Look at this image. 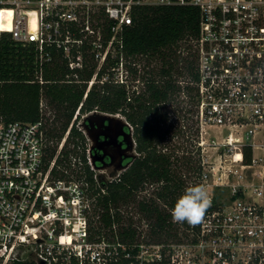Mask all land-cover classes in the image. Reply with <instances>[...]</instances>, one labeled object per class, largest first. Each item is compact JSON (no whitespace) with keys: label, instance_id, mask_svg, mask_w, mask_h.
<instances>
[{"label":"built area","instance_id":"1","mask_svg":"<svg viewBox=\"0 0 264 264\" xmlns=\"http://www.w3.org/2000/svg\"><path fill=\"white\" fill-rule=\"evenodd\" d=\"M162 6L200 11L197 79L188 83L197 92L198 184L212 201L202 220L171 216L175 230L161 240L93 237L88 190L52 180L55 162L45 169L44 120L0 119V264H264V0H0V36L41 62L66 61L76 77L97 62L90 90L112 48L124 52L137 10Z\"/></svg>","mask_w":264,"mask_h":264},{"label":"trees","instance_id":"2","mask_svg":"<svg viewBox=\"0 0 264 264\" xmlns=\"http://www.w3.org/2000/svg\"><path fill=\"white\" fill-rule=\"evenodd\" d=\"M199 30L200 11L196 7L139 8L133 24L125 30L123 51L128 58H158L162 67L159 74L152 71L145 79V90L132 93L125 83L113 77L112 69L120 66V59L109 58L88 90L97 62H85L86 67L79 70L76 77L66 61L41 62L32 47L17 44L7 33L0 36V119L45 120L41 107L44 99L56 109L53 121L50 118L45 121V169L55 162L52 180H76L88 184L93 237L104 234L113 241L135 239L137 229L132 219L125 223L121 207L135 201L147 186L154 188L152 194L139 199L136 207L149 223L153 239L171 236L175 228L170 222V210L186 188L200 185L202 157L195 117L196 88L190 83L182 86L173 79L174 68L180 62L178 50L183 43L190 44ZM184 49L192 47L187 45ZM194 56L191 51L182 57L190 81L197 79ZM182 95L184 99H180ZM94 111L124 115L130 125L125 131L132 132L138 154L125 159V170L109 180L95 178L89 161L87 136L77 125L82 115ZM180 116L186 123L192 121L194 125L183 123L176 127L175 119ZM175 137H181L182 145H173ZM91 154L101 157L103 152L93 149ZM109 163L111 158L105 156L95 165L102 167ZM12 264L34 262L17 259Z\"/></svg>","mask_w":264,"mask_h":264},{"label":"rangeland","instance_id":"3","mask_svg":"<svg viewBox=\"0 0 264 264\" xmlns=\"http://www.w3.org/2000/svg\"><path fill=\"white\" fill-rule=\"evenodd\" d=\"M187 45H190L191 47H193L192 42H190V44L189 42L183 43L182 47L177 52V56L180 58V62L177 64V66L174 68V71H173V79H176L180 85H182L181 82H183L185 85L186 83L190 81V79L186 76L185 69H184V61L182 59L184 55H187V53L192 51V49H189V50L184 49ZM119 55H120V59H122V63L120 64L118 68L112 69L114 73L113 77L116 81L124 82L128 90L131 93L134 90H136V92H141L145 90L146 88L145 79L151 76L152 71H154L156 74H159L158 73L159 69L162 67V62L158 58L154 57L150 60H147L142 56H139L137 58H130V57L128 58L125 52L119 53V50L113 47L110 53V57H111L110 59L111 60L118 59L117 57ZM134 71H137V73ZM180 99H184V96L182 95ZM41 107H42L43 115L45 117L44 122L47 120V118L48 119L50 118V121H53L56 115V109L52 107L51 105H48V102L46 99L42 101ZM99 114L101 115L100 111H94V112L82 115L78 119L77 125L81 130L84 131L85 134L86 132L88 134V136L87 134L86 136H87L88 144H89L88 145L89 146V150H88L89 161H90V164L92 165V168L95 171V178L98 181H102V180H109V179H113L117 177L123 170H125V167L123 166L124 160L132 156L135 157L138 154L135 151V146L127 150H122V149L119 150L117 149V147L113 145L105 146L104 152L108 153L109 155H113L116 160L112 164H103L102 167H97L95 164H93L94 156L91 154V150H93L92 147H95L97 144H96V141L91 136H89L90 135L89 131H90V128L92 130L93 129L98 130L97 129L98 125L95 122L98 121L100 123V121L98 120ZM117 115H118L117 119L119 121L124 122V123L127 122V119L125 118L124 115L122 114H117ZM175 121H176V124H175L176 127L182 125L183 123H186L185 119L182 118V116H180V119L176 118ZM188 123L190 125H194V122L192 121H189L186 124ZM107 124L108 122L103 124V127H102L103 131L104 130L107 131L106 129ZM118 126L119 125L116 124V127ZM129 127L130 126H127V128ZM193 129H194V126H193ZM101 136H103V134ZM194 139H196V137ZM194 139H192V141L196 143ZM172 143L173 145L175 144L177 146L182 145L181 137H175L174 139H172ZM214 153H215L214 149H211V148L208 149V154L216 158ZM79 183L86 189V191L88 190V185L87 183H85V181H79ZM153 189H154L153 187L147 186L146 190L138 194V197L135 201H132L130 204L123 205L121 207L123 216L125 217V221H126L125 223H127V219H132L133 225L136 227L137 231L139 232L140 237L142 234V237H145L147 239L149 238V236H151L150 226L146 218H144V216L141 213H139L136 205L139 199H142L144 197H150V195L153 192ZM91 214H92V211H91ZM95 219L98 220V217Z\"/></svg>","mask_w":264,"mask_h":264},{"label":"water","instance_id":"4","mask_svg":"<svg viewBox=\"0 0 264 264\" xmlns=\"http://www.w3.org/2000/svg\"><path fill=\"white\" fill-rule=\"evenodd\" d=\"M109 113H104V112H101V115L99 114L98 115V120L100 121V123L97 121L95 122L98 127L97 129L98 130H92L90 128V131H89V136H91L95 141H96V146L95 147H92V149H98L100 151L103 152V155L101 157H98L97 155H93L94 156V161H93V164H96V161H102L104 159L105 156H108L109 154L104 152V147L105 146H115L117 147V149H122V150H127V149H130L132 147L135 146V142H134V139H133V135H132V132H126L125 131V128L127 126H130L128 122L124 123V122H121L119 121L115 116H112V115H115V114H110L108 115ZM108 122L107 126H106V129L107 131H103L102 130V127H103V124ZM116 124H118L119 126L116 127ZM126 126V127H125ZM106 132V133H105ZM87 134V132H86ZM103 134V136L105 137V139L103 141H99V138L100 136ZM88 136V134H87ZM120 137H123L124 138V143L126 142V144L128 145L127 148H123V142H119V138ZM110 158H111V163L109 164H112L116 159L113 155H109ZM126 168V166H124Z\"/></svg>","mask_w":264,"mask_h":264},{"label":"clouds","instance_id":"5","mask_svg":"<svg viewBox=\"0 0 264 264\" xmlns=\"http://www.w3.org/2000/svg\"><path fill=\"white\" fill-rule=\"evenodd\" d=\"M211 202L205 186L188 187L171 209L172 220L176 223L186 222L189 225H196L202 220Z\"/></svg>","mask_w":264,"mask_h":264},{"label":"flooded vegetation","instance_id":"6","mask_svg":"<svg viewBox=\"0 0 264 264\" xmlns=\"http://www.w3.org/2000/svg\"><path fill=\"white\" fill-rule=\"evenodd\" d=\"M104 139H105L104 136H100L99 141L101 142V141H103ZM119 142H123V143H124V138H123V137H120V138H119ZM125 145H126V144H124L123 148L125 147ZM107 157H110V156L108 155ZM124 161H125V160H124ZM123 166H125L124 163H123Z\"/></svg>","mask_w":264,"mask_h":264},{"label":"bare ground","instance_id":"7","mask_svg":"<svg viewBox=\"0 0 264 264\" xmlns=\"http://www.w3.org/2000/svg\"><path fill=\"white\" fill-rule=\"evenodd\" d=\"M108 115H110V114H108ZM112 116H115L116 118H118V117H117L118 115H112Z\"/></svg>","mask_w":264,"mask_h":264}]
</instances>
